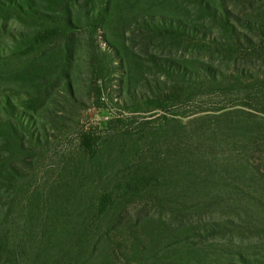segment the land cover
Segmentation results:
<instances>
[{
	"label": "rangeland",
	"instance_id": "1",
	"mask_svg": "<svg viewBox=\"0 0 264 264\" xmlns=\"http://www.w3.org/2000/svg\"><path fill=\"white\" fill-rule=\"evenodd\" d=\"M137 4L132 23L100 26L92 46L81 34L71 103L59 89L34 117L29 87L1 70L0 117L15 122L5 106L14 98L37 126L18 128L21 150L0 127V264H37L31 214H50L39 235L64 236L105 194L122 220L93 230L85 264H264V0ZM90 8L77 7L86 23ZM149 15L153 32L141 22ZM29 31L15 13L1 20L8 55ZM173 88L174 101L151 109ZM106 118L124 123L108 131ZM89 132L94 154L82 143Z\"/></svg>",
	"mask_w": 264,
	"mask_h": 264
},
{
	"label": "trees",
	"instance_id": "2",
	"mask_svg": "<svg viewBox=\"0 0 264 264\" xmlns=\"http://www.w3.org/2000/svg\"><path fill=\"white\" fill-rule=\"evenodd\" d=\"M138 2L139 0H87L86 2H78V0H0V22L7 14L15 13L30 27L27 34L14 41L18 55H8L0 42V75L2 69L8 71L10 76H15L13 79L29 87L31 93L28 104L31 106L29 109H32L34 117L40 109L52 101L53 94L59 89H63L62 93L68 97L69 100L66 102L75 101L76 91L70 70L78 53L81 34H86L88 47L92 46L97 41L100 26L110 27L111 20H118L122 26L132 23L137 13L134 17L133 14L140 5L137 4ZM98 3L101 8L99 11H97ZM78 5L81 7L90 5L91 8L85 16L89 20L88 23L82 19L83 15L79 16ZM152 19L153 16L150 15L141 18L148 32H153L155 28H158ZM177 75L182 79L185 78L180 72H177ZM97 81H99L97 92L101 97L107 90V84H102L101 79ZM180 91V89L173 88L168 92H159V96L151 104V109H165V106L174 101ZM5 106L7 109H14L15 122L3 121L0 117V127L7 142L21 150L24 148L26 137L24 134H19L18 128L21 127L31 133V130L37 126L36 120L33 116L20 111L14 98H8ZM137 112L140 111L138 109L132 111V113ZM103 123L108 131H115V126L123 124L124 121L120 119L110 121L106 118ZM6 140H4L5 143ZM98 141V137L93 132L85 134L82 142L85 151L96 153ZM36 143H38L36 138H32L31 144L36 145ZM138 178L139 175L126 180L135 185L138 184ZM114 200L115 196L112 194L103 195L98 201L97 213L78 214L75 217L77 226L68 230L64 236L56 229H62L66 214H60L62 220L57 225L56 231L42 236L35 231L34 226L36 223L45 222L50 214H31L34 243L40 245V256L38 259L34 257L37 264H85L91 260L96 252V245L93 244V237H91L93 230L104 223L115 227L122 220L123 214H109L114 210ZM63 246L67 247L60 252H54L59 251Z\"/></svg>",
	"mask_w": 264,
	"mask_h": 264
}]
</instances>
